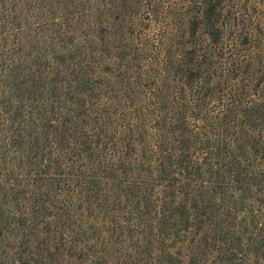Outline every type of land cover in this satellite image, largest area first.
<instances>
[{"label": "trees", "instance_id": "obj_1", "mask_svg": "<svg viewBox=\"0 0 264 264\" xmlns=\"http://www.w3.org/2000/svg\"><path fill=\"white\" fill-rule=\"evenodd\" d=\"M2 1L29 41L4 76L28 68L44 123L0 147V264H264V61L224 0H98L79 35L75 0Z\"/></svg>", "mask_w": 264, "mask_h": 264}, {"label": "rangeland", "instance_id": "obj_2", "mask_svg": "<svg viewBox=\"0 0 264 264\" xmlns=\"http://www.w3.org/2000/svg\"><path fill=\"white\" fill-rule=\"evenodd\" d=\"M28 5L31 4L32 0H27ZM46 0H44L45 2ZM39 0H37L38 6ZM98 0H75V8L76 11L74 15L76 18L79 17V11H81L83 19L79 20V28L74 30L73 27L70 30V26L72 25L71 22H68L65 30L68 31L67 35L74 31L79 35V32L82 28L83 22L92 21L94 25H97L96 28L99 26H105V21L103 24L100 22L101 18L95 16L90 8H94L97 6ZM41 3V2H40ZM104 3V1H103ZM161 7H169L171 9V0H161ZM5 2L2 1V10L0 9V54L4 55L2 57L4 62L0 61V74L4 76V73L8 70V68H12L13 65L17 62L16 56L14 55V43H16V33L20 32V37L24 44V49H26V45L29 44L28 38L26 35L22 34L20 31V26L27 24L23 18V15L19 10L14 12V8L12 4H8V8H4ZM49 7L45 5L43 9ZM224 7V15L228 16L229 20L235 24L231 31L228 34L230 36L225 35L228 39H234V37L241 36L243 37V41L246 42L244 46V54L245 62L248 58V55L253 57L252 52L256 53L255 60H254V67L253 70L259 69V62L262 59L264 61V0H224L223 3ZM65 8H69L68 5L65 4V1H61V5L59 7L61 13H68V10ZM160 8V7H159ZM173 11V9H172ZM171 11V12H172ZM102 13H105V8L103 9ZM169 13V12H168ZM30 20V18H29ZM34 18H31V21H34ZM83 20V21H82ZM165 21L169 20L165 18ZM36 24L31 25V28L34 29ZM230 26V25H227ZM102 31L97 30V33L101 34ZM243 32V33H241ZM8 33V34H7ZM226 34V33H225ZM3 35L4 38L1 39ZM9 35V36H8ZM10 35H12L10 37ZM84 36H81L79 42L83 43ZM86 39V38H85ZM16 59V61H14ZM242 65L244 67L245 65ZM17 64V63H16ZM15 66H18L16 65ZM24 70L17 69L20 74L19 80L13 79L8 72V77L2 80L0 78V147L3 144L9 146V148L18 147V155L23 152L24 158L25 155L31 149V142L34 140V137L37 135L38 132L42 131V125L44 123V113L41 107L40 97L38 96L37 87L34 85V79L32 75L29 74L28 68H24ZM243 78L242 70L237 74L235 79L230 81L233 84V88H237L241 85ZM4 81V82H3ZM252 84L246 88V91H251ZM77 95V94H75ZM82 98L83 95H80ZM101 99H99L100 101ZM94 101V99L90 100ZM105 108L102 104L98 106L96 109ZM15 135L23 136L18 141L14 140ZM23 158V159H24ZM20 157H17L13 160V164L9 163V169L14 168L16 164H19ZM27 165L26 163L24 166ZM9 176L13 177L9 172ZM5 172L0 174V180L6 181L7 188L11 186H15V178L13 180H9V176ZM19 174V173H16ZM7 175V176H6ZM23 178L20 180L25 179V174L22 175ZM21 189V187H20ZM8 193L10 196L14 195L13 189H7L0 191V195ZM90 220L86 219L84 222L85 231H89L87 226ZM102 237H104L105 233H102ZM183 243V242H182ZM180 243V244H182ZM188 243V240H186ZM174 253H178L180 256L179 264H186L189 262V258L186 257L187 250L183 247H179L178 244H174V248L172 249ZM185 253V254H184ZM214 254H212L213 256ZM216 256V253H215ZM126 257V255H125ZM252 258V257H251ZM208 259H213V257L209 256ZM93 259L91 261L92 264L98 262V264H105V259ZM110 260V259H109ZM252 260V259H251ZM151 261V259H149ZM251 263L254 260L250 261Z\"/></svg>", "mask_w": 264, "mask_h": 264}]
</instances>
